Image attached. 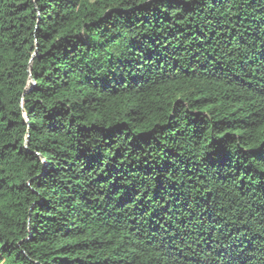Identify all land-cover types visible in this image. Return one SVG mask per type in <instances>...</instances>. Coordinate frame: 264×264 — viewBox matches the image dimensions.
Wrapping results in <instances>:
<instances>
[{
    "label": "trees",
    "instance_id": "obj_1",
    "mask_svg": "<svg viewBox=\"0 0 264 264\" xmlns=\"http://www.w3.org/2000/svg\"><path fill=\"white\" fill-rule=\"evenodd\" d=\"M0 264H264V0H0Z\"/></svg>",
    "mask_w": 264,
    "mask_h": 264
},
{
    "label": "water",
    "instance_id": "obj_2",
    "mask_svg": "<svg viewBox=\"0 0 264 264\" xmlns=\"http://www.w3.org/2000/svg\"><path fill=\"white\" fill-rule=\"evenodd\" d=\"M30 80H31L32 83H35V81H34V79L32 77H30ZM24 115L27 118V115L26 114H24Z\"/></svg>",
    "mask_w": 264,
    "mask_h": 264
}]
</instances>
